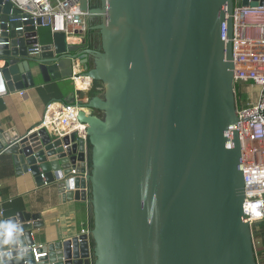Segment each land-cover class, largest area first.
<instances>
[{
    "label": "water",
    "instance_id": "95a60500",
    "mask_svg": "<svg viewBox=\"0 0 264 264\" xmlns=\"http://www.w3.org/2000/svg\"><path fill=\"white\" fill-rule=\"evenodd\" d=\"M79 3L87 23L100 20L91 27L98 48L51 33L34 56L38 29L0 0V58L13 61L2 73L7 90L34 87L38 78L89 81L63 102L79 108L84 139L76 130L60 137L45 128L0 129V155L13 167L38 187L57 181L62 200L90 207L88 234L47 247L50 261L258 264L243 211L239 133L228 137L237 123L231 13L247 0ZM96 83L102 95H92ZM43 226L40 213L0 220V264H35L32 233Z\"/></svg>",
    "mask_w": 264,
    "mask_h": 264
},
{
    "label": "built area",
    "instance_id": "2783aa9c",
    "mask_svg": "<svg viewBox=\"0 0 264 264\" xmlns=\"http://www.w3.org/2000/svg\"><path fill=\"white\" fill-rule=\"evenodd\" d=\"M23 15L20 22L32 21V27L49 28L50 33H62L70 45L71 39L83 37L87 40V12L80 8L79 0H4ZM264 0H247L246 6L234 5L231 13L232 39L231 55L234 64L233 80L236 85L248 84L258 88V97L253 103L239 105L236 102L237 123L229 128L228 137L232 131L239 133L242 169L244 174L245 201L243 211L246 219L253 224L264 219ZM256 3L252 6V3ZM19 29V28H18ZM39 44H34L31 53L39 56ZM79 80L88 88L89 82ZM6 94L3 74L0 71V97ZM76 105L53 101L47 104L44 116L39 125L49 132H55L62 137L76 130L78 136L84 139L85 125L78 122ZM75 173V170H72ZM89 228L82 229L80 234H88ZM45 249L36 253V249ZM35 264H57L50 261V251L47 246L31 247ZM44 261H39V259Z\"/></svg>",
    "mask_w": 264,
    "mask_h": 264
},
{
    "label": "crops",
    "instance_id": "0c3cea01",
    "mask_svg": "<svg viewBox=\"0 0 264 264\" xmlns=\"http://www.w3.org/2000/svg\"><path fill=\"white\" fill-rule=\"evenodd\" d=\"M87 25V40L83 43V37L73 38V45H82L84 49L93 48L90 47L93 25L91 22ZM50 37L49 28H38L40 46L50 43ZM12 67V60L0 58V71L5 76L11 73ZM79 88L73 79L43 84L38 78L34 87L21 91L6 89V94L0 97V129L14 130L18 135L39 129L47 104L53 101L63 103ZM100 88L96 87L95 90ZM258 91L257 87L238 84L235 90L236 102L239 105L253 103L258 97ZM18 212L41 214L44 226L32 233L37 246L52 247L57 242L79 235L82 229L89 228L91 220L90 207L86 201L62 200L58 194L57 181L38 187L28 172L21 173L12 166L9 157L0 155V220L13 217ZM57 251L53 250L56 254Z\"/></svg>",
    "mask_w": 264,
    "mask_h": 264
},
{
    "label": "trees",
    "instance_id": "16d2710c",
    "mask_svg": "<svg viewBox=\"0 0 264 264\" xmlns=\"http://www.w3.org/2000/svg\"><path fill=\"white\" fill-rule=\"evenodd\" d=\"M94 25V24H92ZM92 41L90 47L98 48L99 46V35L95 30L90 31ZM99 83H96L92 95H102L103 90H95L96 87H100ZM91 225V220H90ZM252 234L254 240L255 257L258 264H264V219L256 221L252 224Z\"/></svg>",
    "mask_w": 264,
    "mask_h": 264
},
{
    "label": "flooded vegetation",
    "instance_id": "af4514ba",
    "mask_svg": "<svg viewBox=\"0 0 264 264\" xmlns=\"http://www.w3.org/2000/svg\"><path fill=\"white\" fill-rule=\"evenodd\" d=\"M100 7H101L100 1H90L89 2V8L90 9H100ZM94 19H95V21L98 20V18H94Z\"/></svg>",
    "mask_w": 264,
    "mask_h": 264
},
{
    "label": "bare ground",
    "instance_id": "6f19581e",
    "mask_svg": "<svg viewBox=\"0 0 264 264\" xmlns=\"http://www.w3.org/2000/svg\"><path fill=\"white\" fill-rule=\"evenodd\" d=\"M83 82H89V81L85 80ZM76 85H78V87H80L79 89H81V88L84 89V87H85L84 84L82 82H80L79 80L76 81Z\"/></svg>",
    "mask_w": 264,
    "mask_h": 264
},
{
    "label": "rangeland",
    "instance_id": "374dc122",
    "mask_svg": "<svg viewBox=\"0 0 264 264\" xmlns=\"http://www.w3.org/2000/svg\"><path fill=\"white\" fill-rule=\"evenodd\" d=\"M234 1H235V0H234ZM96 22H97V23H99V22H100V20H99V19H98V20H96V21H95V20H92V24H97ZM40 32H41V30H40ZM48 36H49V35H48Z\"/></svg>",
    "mask_w": 264,
    "mask_h": 264
}]
</instances>
